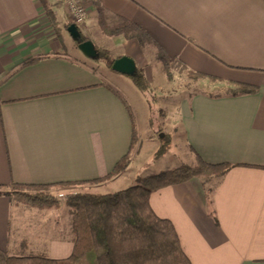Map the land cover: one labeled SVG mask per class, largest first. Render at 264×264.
I'll list each match as a JSON object with an SVG mask.
<instances>
[{
  "label": "crops",
  "instance_id": "0c3cea01",
  "mask_svg": "<svg viewBox=\"0 0 264 264\" xmlns=\"http://www.w3.org/2000/svg\"><path fill=\"white\" fill-rule=\"evenodd\" d=\"M86 1L90 15L82 36L108 51L114 63L128 59L132 73L142 70L147 77L146 51H152L160 63L162 54L186 75L224 88L185 99L174 116L194 165L199 158L232 168L221 178L161 189L150 204L174 225L192 264H264V0H98L110 16L139 27L144 42L104 36L93 1ZM66 22L61 0H0V249L12 257L65 260L75 249L70 235H54L71 229L70 220L55 225L51 235V227L43 235L28 225V207L23 216L7 195L14 185L95 181L108 176L132 146L135 111L124 90L137 96L115 82L129 81V75L107 65L108 73L100 74L96 66L105 63L81 52L92 63L73 59L56 33ZM235 85L256 91L231 95ZM140 152L135 146L128 168L111 181L77 188L136 179ZM45 217L38 216L42 226ZM93 256L78 264H95Z\"/></svg>",
  "mask_w": 264,
  "mask_h": 264
},
{
  "label": "trees",
  "instance_id": "16d2710c",
  "mask_svg": "<svg viewBox=\"0 0 264 264\" xmlns=\"http://www.w3.org/2000/svg\"><path fill=\"white\" fill-rule=\"evenodd\" d=\"M41 1L45 2V0ZM92 1L98 12V27L104 36L107 38L124 36L128 39H138L140 42H144L147 38V35L135 24L110 16L98 0ZM48 14H50L49 11ZM71 25L73 24H67L66 30ZM85 41L88 39L83 36L82 42ZM75 44L78 43L75 42ZM96 49L99 53V58L96 60L103 61L112 68L114 60L111 54L106 50L97 47ZM159 59L164 73L171 80L176 66L162 54ZM187 76L193 81L204 78L194 74H187ZM128 77L139 91L147 93L150 90V83L142 70L136 69ZM107 87L127 105L126 100L116 90L110 86ZM255 91L256 89L250 86L235 85L228 92L231 95H237ZM131 116L133 120L131 149L108 176L80 183L45 186L14 185L15 192L7 194L12 198L17 197V201H22L29 207L41 210L58 209L65 204L71 217L70 226L75 246L72 256L65 260H52L42 256L12 257L0 249V264H78L90 253L94 254L95 264H192L180 248L174 225L154 213L150 198L153 193L161 189L181 185L194 179L221 178L232 168L231 165H210L198 158L193 166L183 165L157 175L137 178L134 186L115 193L80 192L63 195L64 199L49 193H37L54 188L69 189L108 182L122 174L131 163L132 153L139 138L136 118L133 114ZM170 141V135L162 139L155 153L156 159L167 153ZM29 191H36V193ZM0 195L5 193L0 192Z\"/></svg>",
  "mask_w": 264,
  "mask_h": 264
},
{
  "label": "rangeland",
  "instance_id": "374dc122",
  "mask_svg": "<svg viewBox=\"0 0 264 264\" xmlns=\"http://www.w3.org/2000/svg\"><path fill=\"white\" fill-rule=\"evenodd\" d=\"M83 1L86 3L87 7H89L88 2L86 0ZM69 23H71V21L66 22L64 26H60L57 29L58 39H60V43L63 44V46L66 48V51H68L67 53H69L70 56L76 61L83 63L87 61V63H92V62H88V60H85V58H83V56L81 55L82 51L79 49V44L74 43V40L71 38L70 34L68 33V30H66L65 26ZM84 25H82L81 27H83ZM81 27L79 28L81 29ZM85 38L88 39L87 37ZM146 55L150 61L149 63L150 67L148 70L149 75H147V77L145 75V77L149 81L151 86L150 90L147 93H143L139 91L134 86L131 80H129L130 82L126 80H121L122 78H118L120 76H116V74H112L113 72H109L111 73V75H114L113 77H117L118 79H120L115 81L116 85L121 86L123 83H125L124 85H127L137 96L136 98L133 95L130 96L124 90L125 94L129 98V103L131 107L135 111L136 120L140 128V134H138L139 137L138 142L136 143L135 146L139 145V147L141 148V152L136 164L134 165V173H133L138 175L137 178L157 175L163 171L178 168L183 165L193 166L194 158L192 154L189 151L182 149L183 141L181 139L180 132L177 131L178 122L176 116H174L175 109L179 108V106L184 103L185 99L191 98L197 94L200 93L219 94L220 92L224 91V88H220V86L216 83H208L207 81H203V80L193 81L183 71H180L178 68L173 69V74H172L173 77L171 80H169L166 74L164 73L162 63L158 61L157 54L155 55L154 52L152 51L151 52L146 51ZM93 61L99 62V60H93ZM100 62L103 63V61ZM102 65L96 66L97 71L100 74L108 73V70L105 67L106 64H102ZM151 112H153V115H151ZM147 113L149 117L152 119V124H151L152 126L148 125ZM168 135L171 136V141L170 144L167 146V153L163 157L156 159L155 153L159 149L162 139H165V137ZM130 177L131 178L128 177L124 180H121V182L116 185L115 184L106 185L103 188L98 187L97 190H95V188H91L94 190L87 191L85 189L84 191V188L80 190L79 188L74 187V188L66 189V191H64L63 189L54 188L47 192L41 191L37 193H46V194L49 193L59 197L60 195L66 196L68 194L80 193V192L81 193L88 192L95 194L115 193L124 190L128 187L134 186L136 184L135 180L137 178L132 179L133 177L132 176ZM11 191L15 192V189L12 188ZM29 192L36 193V191H29ZM13 199H14V204L21 207L23 211L22 212L23 216L27 210L26 207H28V225L32 226L34 231L39 230L38 228L42 229L41 232H43V235H45V232L48 228L51 227L50 229H48L49 234L51 235L52 229L55 228V225H65V224L67 225L68 221L71 220L68 208L67 206H65V204H62V206L58 209L41 210V209L29 207L26 204H24V202L22 201H17V197ZM38 210H41L42 212H39ZM43 211H47V212H43ZM42 215H46V217L43 220V222H45V225L43 226H42V222L37 220L38 216L42 217ZM70 231H71L70 228L63 229L61 234L59 232H56L54 233V235L63 236V237L70 235V237H72V232ZM10 241H13V238ZM14 246L16 245H12V243H10V251L14 252L13 249ZM15 251L20 252L19 249ZM29 253L39 254V252H36L33 249H30ZM90 255H94V254L93 253L88 254L86 256V259H89Z\"/></svg>",
  "mask_w": 264,
  "mask_h": 264
},
{
  "label": "water",
  "instance_id": "95a60500",
  "mask_svg": "<svg viewBox=\"0 0 264 264\" xmlns=\"http://www.w3.org/2000/svg\"><path fill=\"white\" fill-rule=\"evenodd\" d=\"M68 33L70 34L71 38L79 44V49L82 53L91 60H96L99 58V53L96 49V46L92 41H85L82 42V33L80 29L76 25H71L68 28ZM134 68V64L132 61L128 59H121L116 61L113 65V69L115 71L125 73L128 75L132 74V70Z\"/></svg>",
  "mask_w": 264,
  "mask_h": 264
},
{
  "label": "built area",
  "instance_id": "2783aa9c",
  "mask_svg": "<svg viewBox=\"0 0 264 264\" xmlns=\"http://www.w3.org/2000/svg\"><path fill=\"white\" fill-rule=\"evenodd\" d=\"M61 2L72 24L81 27L86 23L90 15V10L83 0H61ZM60 197H63V195H60Z\"/></svg>",
  "mask_w": 264,
  "mask_h": 264
}]
</instances>
